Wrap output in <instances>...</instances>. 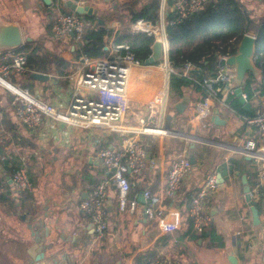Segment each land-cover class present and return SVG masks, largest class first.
<instances>
[{
    "label": "crops",
    "instance_id": "crops-1",
    "mask_svg": "<svg viewBox=\"0 0 264 264\" xmlns=\"http://www.w3.org/2000/svg\"><path fill=\"white\" fill-rule=\"evenodd\" d=\"M55 1L58 7L44 0H20L14 4L13 14L4 18L0 15V27L13 24L20 28L23 42L15 47L16 50L27 56L32 53L34 57L53 54L70 62L69 67H74L82 56L76 57L77 51L86 43L84 35L88 28L105 24V28L112 30L111 35H106L104 39L106 56L113 53L118 33L133 32V22L130 23V20L126 26L122 25V21H112L116 13L123 14L119 0L116 3L111 0H73L89 3L101 13L100 20L93 21L86 17L91 25L80 39L73 35L57 38L53 24L59 12L67 11L68 7L65 0ZM147 2L131 0L133 5L139 3L134 7L139 10H131L130 19ZM165 4L166 0H161V14ZM0 48L4 50L7 47ZM47 66L52 70H34L28 63L27 72L13 73L11 77L16 84L28 88L36 96L49 102L59 99L66 107L74 93L68 79V69L66 74H60L54 68V62ZM33 72L48 73L51 78L48 81L37 80L30 77ZM163 80L157 67L136 70L130 91L132 109L144 106ZM204 95L201 88L192 86L176 103L170 101V109L176 113L174 124L177 128L173 129L199 135L209 141L146 136L147 148L156 157V164L138 176L127 175L133 183L129 197L139 200L145 187L157 191L165 183L173 159L185 154V149L190 158V154L194 153L190 144L195 143L194 148L199 151V156L194 153L197 165L186 176L181 192L172 202L182 215L180 228L172 233H162L154 222L147 219L142 206L134 213L121 211L117 187L111 184L107 202L110 234L101 239H96L91 215L82 208L81 203L90 197L101 177L108 174L98 155L100 149H119L125 137L119 133L79 128L49 118L37 130L31 131L15 116L13 94L9 92L8 96H0V264H30L32 254L41 251L44 257L39 264H144L155 259L167 264H230V255L237 257L238 264H264V197H253L258 202L261 220L259 225H255L243 184V175H246L251 189L256 188L259 162L231 150L233 146L242 144L249 134L238 118L221 103L215 102L214 107L219 108L220 116L227 120L226 125L218 126L211 119L204 128L199 121L192 122L194 108L203 101ZM186 96L189 101L179 111L176 104L184 103ZM226 98L233 106L232 101L238 97L229 94ZM235 108L246 110L241 103ZM252 109L251 106L246 111L252 113ZM129 120L134 122V116L130 115ZM42 127L47 129L46 133ZM221 128L224 131L219 138ZM166 139H169V143ZM23 164L34 182L31 193L19 191L8 178H12L13 171ZM211 171L220 172L224 181L207 203L213 220L205 232L198 233L190 215L195 194L193 190ZM262 187L264 189V184ZM44 223L50 228L49 235H45ZM212 230L216 238L212 237ZM43 237L46 243H53L52 246L44 249Z\"/></svg>",
    "mask_w": 264,
    "mask_h": 264
},
{
    "label": "built area",
    "instance_id": "built-area-1",
    "mask_svg": "<svg viewBox=\"0 0 264 264\" xmlns=\"http://www.w3.org/2000/svg\"><path fill=\"white\" fill-rule=\"evenodd\" d=\"M173 1L172 8L181 20L197 13L209 0ZM77 3L90 5L81 1ZM51 5L58 7L55 0H51ZM162 9L159 23L154 24L152 21L137 19L131 24V30L145 32L161 40L164 45V59L156 65H147L135 55L127 43L114 44L113 53L105 57L82 55L77 59L76 66L68 68V79L73 85L74 93L66 107L59 99L52 102L46 101L33 94L28 88L8 80L7 77L13 73L21 74L28 71V58L25 53L19 52L15 47H7L4 50L0 48V86L13 94L15 116L24 127L35 131L46 118H49L51 121L79 128L119 133L125 137L119 149L108 147L100 149L98 155L108 174L101 177L90 197L81 203L82 208L91 215L96 239L110 234L107 202L108 188L111 184L117 187L121 211L128 210L134 213L139 206H142L147 219L154 222L162 233L175 232L181 226V212L172 202L181 192L183 181L194 166L187 149H185V154L173 159L165 183L157 191H153L149 186L142 190L144 203L137 198L129 197L133 183L127 176L128 174L138 176L145 169L153 168L156 164V157L152 156L147 148L146 136L180 137L187 141H202L199 135L190 136L186 131L165 126L170 101V77L176 70L169 54L164 5ZM89 25L91 23L85 15L68 9L59 12L52 28L57 38L73 35L80 39ZM150 26L161 28L159 37L150 29ZM245 35L252 36L255 41L258 36L256 31H249L242 36L234 35L227 39L215 40L213 47L215 68L210 70L209 74L204 72L202 78L197 80L205 95L203 101L196 104L194 108L192 122L199 121L202 127H207L214 113L215 102L221 103L233 116L238 118L245 126L249 137L245 138L242 144L233 146L231 150L251 156L259 162L258 182L256 188L251 189V193L252 197L257 195L264 197L262 187L264 184V51L254 50L252 62L256 71L255 73L249 72L243 81L238 80L237 66L231 62L238 54ZM179 59H183L184 75L188 76L191 70L198 67L184 55H179ZM149 66L157 67L164 80L160 87L150 94L144 106L132 109L130 91L134 73L138 69ZM3 81L21 91L10 88ZM238 88L241 89V95L245 101L250 102L253 108L251 114L238 110L227 102L226 96L236 95ZM259 98H261L260 101H258ZM130 115L134 116V122L129 120ZM41 129L44 133L47 132L45 127ZM11 179L19 191L33 192L34 182L25 164L13 171ZM221 185L217 173L211 171L193 190L195 194L190 215L198 233L205 232L213 220L207 203ZM146 264L167 263L155 259Z\"/></svg>",
    "mask_w": 264,
    "mask_h": 264
},
{
    "label": "trees",
    "instance_id": "trees-1",
    "mask_svg": "<svg viewBox=\"0 0 264 264\" xmlns=\"http://www.w3.org/2000/svg\"><path fill=\"white\" fill-rule=\"evenodd\" d=\"M174 1L166 0L165 4V28L169 39V54L175 66V73L170 77V101L176 103L183 98L186 90L192 86L201 88L197 80L202 78L205 71L214 70L213 47L215 40L227 39L231 36H242L246 32L256 31L258 36L255 41L256 52L264 51V9L258 16H253L242 0H209L194 15L179 20L176 11L172 8ZM260 5H264L261 0ZM69 8H67L68 10ZM161 0H148L144 8L133 15L130 23L138 18L159 23L161 19ZM88 19L100 20L101 13L97 11V16L85 15ZM103 25V24H101ZM112 30L94 25L87 29L84 39L86 43L78 51L76 57L87 55L89 57H105L107 52L104 50V39L106 35H111ZM117 44L127 43L135 55L145 63V60L152 52V45L155 41L153 35L145 32L123 31L116 35ZM21 50V49H20ZM179 55L191 59L198 67L191 70L190 74H183V59ZM28 63L31 69L49 72L51 67L47 66L51 62L60 74H66L70 62L53 54H43L34 57L28 54ZM249 74V73H248ZM248 85V83H247ZM251 96L252 93L250 92ZM234 107H239L238 98L232 101ZM251 114V112L242 109ZM192 151L199 156L198 148ZM211 235L216 238V233L212 230ZM223 244L221 243V246ZM146 261L144 264L148 263Z\"/></svg>",
    "mask_w": 264,
    "mask_h": 264
},
{
    "label": "water",
    "instance_id": "water-1",
    "mask_svg": "<svg viewBox=\"0 0 264 264\" xmlns=\"http://www.w3.org/2000/svg\"><path fill=\"white\" fill-rule=\"evenodd\" d=\"M44 1L47 4L51 3V0H44ZM65 4L70 10L76 11L79 14L88 15V16H97V10H95L94 7H92L91 5L79 4L77 3V1H73V0H65ZM100 22L102 23L103 21L101 20ZM22 42H23L22 34L18 26L13 24H8V25H2L0 27V47H19L22 45ZM151 48H152V52L145 60L146 64H154L164 59V45L161 40L155 39ZM254 50H255V39L250 35H245L241 41L238 54L231 60V62L235 63L237 66V78L239 81H243L249 72L255 73L256 71L252 62ZM30 77L41 81H48L51 78V75L43 72H33L30 75ZM236 95L239 98L240 103L243 104L244 108L246 110H250L251 109L250 103L246 102L245 99L242 97L240 88L236 90ZM187 101H189V97L186 96L184 103L176 104V108L179 111H181L187 104ZM212 121L214 124L218 126H224L227 124V120L223 119L220 116V111L218 107L214 109ZM189 135L194 136L193 134H189ZM202 141H209V139L202 138ZM190 147L194 148L195 143H191ZM190 160L193 165H197L198 160L194 153L190 154ZM102 166L105 167L104 164H102ZM217 176L219 183H223L224 178L222 174L219 172ZM8 178L12 182L11 177L8 176ZM243 184H244L246 201L249 204L252 211L253 222L255 225H259L261 223V220L259 216V209L257 206L258 202L252 197L251 186L248 183L246 175H243ZM139 201H141L142 203L145 202L142 195H140ZM31 227H33V225H31ZM42 227L45 229V235L46 234L49 235L50 228L47 227V224L44 223ZM41 241H43L42 247L44 249L49 248L53 244V243H46V239L44 240V237L42 238ZM32 257L33 260L31 261L30 264H39V262L44 257V252L41 251L37 254H32ZM229 261L230 264H238V259L235 255H230Z\"/></svg>",
    "mask_w": 264,
    "mask_h": 264
},
{
    "label": "rangeland",
    "instance_id": "rangeland-1",
    "mask_svg": "<svg viewBox=\"0 0 264 264\" xmlns=\"http://www.w3.org/2000/svg\"><path fill=\"white\" fill-rule=\"evenodd\" d=\"M112 2L116 3V0H111ZM245 5L248 7V9L252 12L253 16H258L262 13L263 9H264V5H260V1L261 0H242ZM20 2V0H0V15H3L4 17H9L11 14L14 13V4ZM140 2V1H139ZM119 4H121V8L123 11V14H115L113 16L112 21L114 20L115 22H119L122 21V25L126 26L129 23L130 20V15H131V10L133 11H137L139 9H135L134 7L137 6L139 3H136V5L131 4V0H119ZM131 4V5H130ZM112 16V14H111ZM120 20H118V19ZM124 29V28H123ZM8 80H10L12 83L16 84L17 82L14 81V79L10 76L7 77ZM9 92L7 90H5L3 87L0 86V96H8ZM1 100V99H0ZM170 106H172L171 102L169 101V105H168V112L166 115V121H165V126L166 127H171V128H177L175 126V115L176 113L174 112V110L171 108ZM183 123V121H182ZM181 124V123H180ZM180 128V127H178ZM223 131L224 129L221 128L219 130V138H221L223 136ZM221 136V137H220ZM216 137V138H217ZM166 142L169 143V139H166Z\"/></svg>",
    "mask_w": 264,
    "mask_h": 264
},
{
    "label": "bare ground",
    "instance_id": "bare-ground-1",
    "mask_svg": "<svg viewBox=\"0 0 264 264\" xmlns=\"http://www.w3.org/2000/svg\"><path fill=\"white\" fill-rule=\"evenodd\" d=\"M150 29L156 33L157 37H159L160 32H161V28L157 27V26H150ZM7 86H9L12 89H15L17 91H21L19 88H14L10 83L3 81Z\"/></svg>",
    "mask_w": 264,
    "mask_h": 264
}]
</instances>
